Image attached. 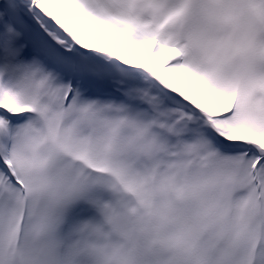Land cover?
I'll return each instance as SVG.
<instances>
[{
	"label": "snow or ice",
	"instance_id": "6c2138e0",
	"mask_svg": "<svg viewBox=\"0 0 264 264\" xmlns=\"http://www.w3.org/2000/svg\"><path fill=\"white\" fill-rule=\"evenodd\" d=\"M0 264H264V0H0Z\"/></svg>",
	"mask_w": 264,
	"mask_h": 264
}]
</instances>
